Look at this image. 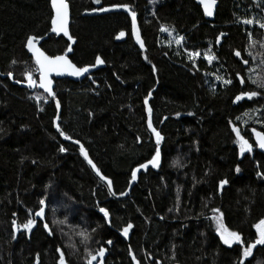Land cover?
<instances>
[{
    "label": "trees",
    "instance_id": "obj_1",
    "mask_svg": "<svg viewBox=\"0 0 264 264\" xmlns=\"http://www.w3.org/2000/svg\"><path fill=\"white\" fill-rule=\"evenodd\" d=\"M66 1L73 37L67 53V37L51 32V0H0V264H57L58 247L67 264H86L88 253L99 247L108 252L104 264H133L129 248L138 264H236L240 246L220 242L211 209H219L215 215L245 242L254 240L253 225L264 218V179L256 175L264 174V155L250 133L252 128L264 133V95L233 103L242 89L264 92L250 82L264 78L259 46L264 29L239 22H264V0H216L212 21L204 19L195 0ZM113 4L136 13L144 49L124 9L88 15ZM121 31L125 35L117 39ZM248 32L256 42L251 46ZM29 35L40 37L37 45L47 55L66 54L78 67L95 64L97 55L104 63L80 83L56 81L57 109L37 88L19 87L27 82L26 71L38 80L24 46ZM177 36L184 38L179 45ZM188 51L199 53L195 67ZM207 51L217 57L211 64L203 58ZM217 75L233 83L222 85ZM150 90V118L163 137L161 158L156 168L139 169L155 152L144 107ZM57 115L70 140L53 125ZM232 126L253 145L252 152L239 154ZM81 144L112 180L116 195H109L80 155ZM60 146L67 151L59 152ZM133 168L137 178L129 184ZM220 179L228 180L222 189ZM129 186L125 198L116 197ZM41 198L45 219L34 217L33 229L21 227L13 239L12 221L20 226L34 216ZM99 207L109 211L108 225ZM128 223L133 227L125 238L119 230ZM80 231L89 239L82 242ZM244 264H264V246L254 248Z\"/></svg>",
    "mask_w": 264,
    "mask_h": 264
},
{
    "label": "snow or ice",
    "instance_id": "obj_2",
    "mask_svg": "<svg viewBox=\"0 0 264 264\" xmlns=\"http://www.w3.org/2000/svg\"><path fill=\"white\" fill-rule=\"evenodd\" d=\"M94 3L99 4L100 0H93ZM200 5L203 7V12L205 16L211 17L213 15V6L216 4V0H199ZM51 7L53 9V15L51 16V32L60 34L63 33L65 37H67L69 43L68 47L65 50V52H71L72 51V41L73 37L69 35V29H68V17H69V6L65 2V0H51ZM122 8L124 11L128 12L129 15L132 17V35L135 38V41L137 44L140 45L141 49H144V43L141 40V36L139 34V31L137 29L136 25V13L129 10V6L126 4H113L110 5V7H99L94 8L92 11L94 12H106L112 9H119ZM240 23L244 25H257L260 29H264V22H261L259 20H254L252 18H244ZM166 29L162 26L161 31H165ZM125 35L124 31H121L117 35V39H120ZM223 34H220L216 37V43L219 44L221 41V36ZM40 39L38 36L29 35L26 38L25 48L29 53L32 54V59L35 62V65L37 66L36 71L39 74V84L37 85V82L33 79V76L29 72H25V78L27 80V86L29 88L33 87H39L44 90L45 93L48 94L49 97H51L53 100H55V94L52 90V83L53 81L49 78L50 73H55L56 75H64L67 74L69 76L79 77L89 71L90 68H94L97 65L103 64L104 61L101 59L99 55L95 57V64H89L85 65L83 67H78L74 63H72L66 54H60L55 56H49L46 55L44 51H42L39 47L36 46L37 41ZM183 37H176V44H181ZM248 39H249V45H253L256 43L253 40L251 32H248ZM260 48L264 49V41L260 42ZM245 51L248 52L249 56H252V52L248 49H245ZM236 57H240L241 53L239 51L234 52ZM199 55L197 51H188L187 56L189 60L193 63V67L196 66V57ZM261 60L260 64L264 65V53H261ZM204 60H206L208 63H212L214 60L217 59V57L210 53V51H207L203 55ZM254 58V57H253ZM147 59V57H145ZM241 62L245 65L249 63V60L243 59ZM15 63V61H13ZM153 73L155 74L156 68L153 66L152 68ZM248 71H253L252 69H249ZM9 78L12 77V73H9ZM217 80L222 81V85H230L233 83L232 79H226L219 75L216 76ZM236 79L239 80L241 85H245L246 81L241 76L240 73L236 74ZM17 83H20V81H16ZM252 84L256 86L257 89L264 90V78L260 80L252 79L250 81ZM152 95L151 90L149 91L148 95L144 98V107L145 111L149 113V119L147 121V127L148 131L152 134V136L155 138V152L151 155V159H148L146 163H142L138 165L139 169H146L149 165L152 168H156L160 163L161 158V141L163 139L161 133L157 131L155 127H153V123L151 121V108L148 106L149 97ZM264 95V92L257 91V90H248L244 91L243 89L234 97L233 103H237L238 101L243 100L244 98H247L248 100H252L255 97ZM39 99V97H37ZM56 107L57 109L60 108L59 101H56ZM192 113H189L191 115ZM177 116L180 115V113H176ZM53 125L56 127L57 132L61 137H63L65 140H70L71 137L68 136L64 131L61 130L60 126L56 123V120H53ZM232 123L231 121L229 122ZM232 132L235 134L236 140L235 143L239 147V154L243 155L244 153H250L252 152L253 145L249 143L247 139L243 135H241V131L236 127L232 126ZM253 135L256 139V147L259 149L264 150V133L257 132L255 129L252 130ZM140 141V137H137V142ZM73 143L80 144L78 140L73 141ZM59 152L63 153L66 152L67 149L64 146H60L58 149ZM80 155L84 158L85 161L91 166L92 170L95 172V174L100 178L101 181H104L107 185L108 193L109 195H116L115 192H113V182L111 179H109L107 176L103 175L101 173V170L93 163L91 159H89V155L86 152L84 146L81 144L79 147ZM175 163V162H174ZM137 168H133L131 170V180L129 181V184L132 183V181H135L137 178ZM236 172H240L239 165L236 166ZM256 175L258 177H261L264 179V174L262 172L257 171ZM228 184L227 179H220L218 181L219 187L222 189L223 186ZM119 195L123 196L125 195L124 192L119 193ZM45 199L41 198L39 200V208L35 210L34 216L30 215L26 222L23 223L20 226H17L16 221H12L13 226V233L12 238H16V232L19 230V228H23L26 231H30L33 229V226L37 224V221L34 217H39L41 220L45 219ZM98 211L103 215V220L106 223H110V213L109 211L104 207H99ZM211 211L214 213V215L211 217V219L216 224V234L219 236L220 242L228 247H232L233 244L240 246L239 251V258L236 262V264H244L245 258L250 257L253 255V249L257 246H264V218H261L253 227L255 228V238L254 240L250 242H245L242 240V234L235 230H230L229 228L225 227L221 215H215L216 213H219V209L213 208ZM15 215V213H13ZM59 224H64V220L57 221ZM133 225L131 223H128L126 226L121 228L120 234L124 236L125 238L129 235V229H131ZM43 228L45 232H48L49 235H52V232L49 228V225L47 223L43 224ZM95 231V229H93ZM76 235L80 236L82 238V242L89 239V236L86 231H80L77 232ZM105 243L111 244L112 241L108 240ZM57 253H59L57 264H67L66 258L62 252V250L58 247ZM106 249L104 247H99L97 251L94 253L89 252L88 253V259L86 261V264H93V261H98V264H104V256H105ZM129 256L132 257L133 264H138V261L136 260V257L133 255L131 248H129ZM156 264H160L159 261L156 262Z\"/></svg>",
    "mask_w": 264,
    "mask_h": 264
},
{
    "label": "water",
    "instance_id": "obj_3",
    "mask_svg": "<svg viewBox=\"0 0 264 264\" xmlns=\"http://www.w3.org/2000/svg\"><path fill=\"white\" fill-rule=\"evenodd\" d=\"M65 2L67 3L66 0H65ZM195 3L200 7V9H201V11H202V14H203V17H204L205 20H207V21H212V20L214 19V14H215L216 8H217V6H218V2H217V1H216V4L213 6V15H212L211 17H208V16H205V15H204L203 7L200 5L199 0H195ZM67 4H68V3H67ZM50 6H51V2H50ZM68 6H69V4H68ZM51 11H52V14H53V9H52V7H51ZM101 13H103V12H92V13H89L88 15H98V14H101ZM85 15H87V14H85ZM69 22H70V18L68 17V25H67V26H69ZM52 34H54L55 36L59 35V34H56V33H53V32H52ZM60 34H61V33H60ZM36 46L38 47L37 44H36ZM45 54H46V53H45ZM31 55H32V54H31ZM46 55H47V54H46ZM68 59H69V58H68ZM69 60H70V59H69ZM91 72H92V68H90L89 71H88L87 73H85V74H83V75H81V76H79V77L69 76V75H67V74L59 75V76H58V75H56L55 73H50L49 78L53 81V83H52V90H53V92H54V90H55V82H56V81H59V80H62V79H68V80H70V81H72V82L80 83V82H82L83 80H85V79L91 74ZM38 84H39V74H38L37 85H38ZM19 87L24 88V89H27V90H30V91H32V90H34L35 88H37L38 90H40V92H42L43 94H45L49 99H52L51 97L48 96L47 93L44 92L43 89L39 88L38 86H37V87H33V88H29V87L27 86V82H26V83H24V84H19ZM54 94H55V92H54ZM52 100H53V99H52ZM53 102L56 104V98H55V100H53ZM57 119H58V115H57V117H56V123H57ZM253 129H255V128H252L251 131H250V133H251L252 141H253V143H254V145H255V147H256V139H255V136L253 135V132H252ZM255 130H256L257 132H261V131H259V130H257V129H255ZM261 133H262V132H261ZM256 151L264 155V150L259 149L258 147H256ZM86 163H87V161H86ZM87 165H88V166L90 167V169L92 170L91 166H90L88 163H87ZM92 172L95 174V172H94L93 170H92ZM95 175H96V174H95ZM102 182H104V181H102ZM104 183H105V182H104ZM130 186H131V185H130ZM130 186H129L128 190L124 192L125 195H123V196L118 195V196H116V197H117V198H125V197L128 195V193H129ZM99 213H100V212H99ZM100 216L103 217V215H102L101 213H100ZM106 224L108 225L109 223H106ZM21 231H22L21 229L18 230V232H21ZM16 237H17V233H16ZM15 239H16V238H15ZM107 255H108V252H107V250H106V251H105V256H104L103 260H105V258L107 257ZM98 261H99V258H98Z\"/></svg>",
    "mask_w": 264,
    "mask_h": 264
},
{
    "label": "rangeland",
    "instance_id": "obj_4",
    "mask_svg": "<svg viewBox=\"0 0 264 264\" xmlns=\"http://www.w3.org/2000/svg\"><path fill=\"white\" fill-rule=\"evenodd\" d=\"M35 99L37 100V102H39V101H40V98H39V99H37V96L35 97Z\"/></svg>",
    "mask_w": 264,
    "mask_h": 264
},
{
    "label": "built area",
    "instance_id": "obj_5",
    "mask_svg": "<svg viewBox=\"0 0 264 264\" xmlns=\"http://www.w3.org/2000/svg\"><path fill=\"white\" fill-rule=\"evenodd\" d=\"M36 100V99H35ZM37 101V100H36Z\"/></svg>",
    "mask_w": 264,
    "mask_h": 264
}]
</instances>
